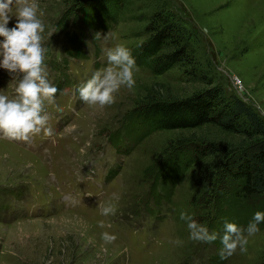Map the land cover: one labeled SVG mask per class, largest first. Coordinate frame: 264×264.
Wrapping results in <instances>:
<instances>
[{
	"label": "rangeland",
	"instance_id": "rangeland-1",
	"mask_svg": "<svg viewBox=\"0 0 264 264\" xmlns=\"http://www.w3.org/2000/svg\"><path fill=\"white\" fill-rule=\"evenodd\" d=\"M84 1L38 0L44 63L58 89L55 104L45 106L53 136L24 142L0 135V264H261L264 228L249 237L246 252L238 248L221 259L222 246L191 240L180 219L187 212L210 231L218 195L231 184L226 161L197 163L171 202L163 189L152 198L153 171L169 153L193 143L238 144L240 137L210 125L162 131L140 142L124 123L140 105L202 92L209 85L201 74L264 121V0H126L116 15L90 0L94 23L107 20L113 27L102 31L84 23L77 8ZM160 8L184 27L198 76L181 65L163 75L135 65V86L122 87L115 103L101 109L83 102L77 86L106 66L105 50L123 44L134 57L148 38V19ZM15 23L13 17L8 27ZM72 32L85 44L83 56L70 55L65 34ZM15 83L0 69V93L12 96ZM69 124L76 130L64 131ZM109 203L114 214L101 215L100 206ZM104 232L116 240L105 245Z\"/></svg>",
	"mask_w": 264,
	"mask_h": 264
},
{
	"label": "trees",
	"instance_id": "trees-1",
	"mask_svg": "<svg viewBox=\"0 0 264 264\" xmlns=\"http://www.w3.org/2000/svg\"><path fill=\"white\" fill-rule=\"evenodd\" d=\"M99 3L112 7L116 15L126 5V0H99ZM90 4L91 1L86 0L77 7H82L84 23L101 31L113 28L107 20L94 23ZM145 33L147 40L133 51L136 66L147 68L154 75H163L181 65L198 76L195 69L198 61L177 17L160 8L148 19ZM65 36L72 46L70 55L83 56L85 44L74 32ZM199 78L209 87L182 99L140 105L129 114L124 126L127 124L140 142L162 131H191L210 125L240 137L238 144L208 142L177 148L162 158L153 171L156 186L152 198L156 201L163 189L167 201L171 202L174 190L197 163L206 161L215 165L217 161H226L231 184L227 192L218 195L217 218L210 229V232L222 234L225 222L245 228L254 213L264 212V121L243 101L227 96L221 88L211 87L212 80L207 74ZM258 227L264 228V222ZM213 243L222 246L219 238Z\"/></svg>",
	"mask_w": 264,
	"mask_h": 264
},
{
	"label": "clouds",
	"instance_id": "clouds-1",
	"mask_svg": "<svg viewBox=\"0 0 264 264\" xmlns=\"http://www.w3.org/2000/svg\"><path fill=\"white\" fill-rule=\"evenodd\" d=\"M38 0H0V69L6 70L16 79L14 94L0 93V135L13 141H29L33 136L43 133L53 136L49 126L50 115L45 111L46 103L55 104L58 92L50 82L44 63L45 49L43 33L45 25L40 18ZM16 23L9 28L10 20ZM100 34H96V39ZM106 66L95 71L86 82L77 86L76 91L83 102L91 106H105L115 103L116 94L122 87L132 89L135 86L134 68L136 61L131 51L123 44H116L105 50ZM18 78V79H17ZM57 111H63L57 106ZM76 130L74 124L65 127L66 132ZM101 215L114 214V206H100ZM180 219L186 223L189 237L196 242L213 243L218 238L222 245L221 259L231 257L239 248L247 251L249 237L264 222V212H256L245 228L232 222H225L223 233L210 232L206 225L194 217L181 212ZM104 225L101 224V227ZM104 244H111L116 236L108 232L101 234ZM107 251V249H104Z\"/></svg>",
	"mask_w": 264,
	"mask_h": 264
}]
</instances>
